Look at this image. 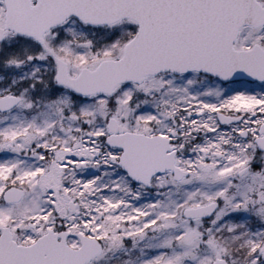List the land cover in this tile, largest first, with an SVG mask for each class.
Wrapping results in <instances>:
<instances>
[{
	"label": "snow or ice",
	"instance_id": "6c2138e0",
	"mask_svg": "<svg viewBox=\"0 0 264 264\" xmlns=\"http://www.w3.org/2000/svg\"><path fill=\"white\" fill-rule=\"evenodd\" d=\"M0 264H264V0H0Z\"/></svg>",
	"mask_w": 264,
	"mask_h": 264
}]
</instances>
